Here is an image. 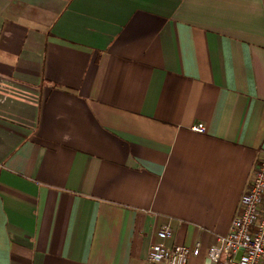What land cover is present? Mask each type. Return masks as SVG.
Returning a JSON list of instances; mask_svg holds the SVG:
<instances>
[{"label": "crops", "instance_id": "0c3cea01", "mask_svg": "<svg viewBox=\"0 0 264 264\" xmlns=\"http://www.w3.org/2000/svg\"><path fill=\"white\" fill-rule=\"evenodd\" d=\"M263 152L264 0H0V264H212Z\"/></svg>", "mask_w": 264, "mask_h": 264}, {"label": "built area", "instance_id": "2783aa9c", "mask_svg": "<svg viewBox=\"0 0 264 264\" xmlns=\"http://www.w3.org/2000/svg\"><path fill=\"white\" fill-rule=\"evenodd\" d=\"M193 129L204 132L206 127L198 124ZM172 233L169 223L161 225L157 231L162 239L170 238ZM201 250V242L172 247L154 243L147 260L159 264H188L190 257L198 256ZM207 255L212 264H264V152L258 157L228 233L218 236Z\"/></svg>", "mask_w": 264, "mask_h": 264}]
</instances>
